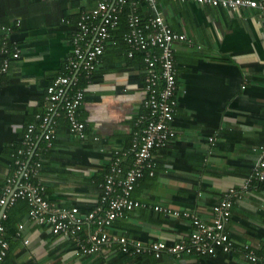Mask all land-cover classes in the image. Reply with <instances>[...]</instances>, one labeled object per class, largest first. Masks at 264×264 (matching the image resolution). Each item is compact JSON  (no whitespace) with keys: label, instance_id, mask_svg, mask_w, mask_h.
<instances>
[{"label":"crops","instance_id":"crops-1","mask_svg":"<svg viewBox=\"0 0 264 264\" xmlns=\"http://www.w3.org/2000/svg\"><path fill=\"white\" fill-rule=\"evenodd\" d=\"M98 1L0 0V45L3 27L20 20L11 37L22 48L21 58L11 60L6 72L0 55V163L12 158L8 152L26 126L37 124L46 89L66 74L78 19ZM139 13L145 20L162 16L176 33L186 35L174 49L177 95H187L184 108L176 110L177 138L154 152L155 173L138 182L133 197L152 207L195 212L209 223L214 207L230 189L240 190L259 159L264 139V14L175 0L144 1ZM127 15L128 10L119 29ZM118 28L114 38L126 33ZM141 63L129 59L127 46L108 43L98 66L105 73L103 80L87 89L80 109L88 131L85 140L64 129V112L57 110L56 148L47 161L52 172L41 176L51 203L78 207L82 213L95 208L113 153L130 148L135 118L146 99L144 60ZM82 144L90 148L82 151ZM13 174L0 167V196ZM240 192L226 226L235 249L219 252L218 258L129 257L110 248L79 256L69 240L34 224L18 206L7 210L8 215L12 211L5 222L9 252L2 264H251L245 258L246 245L258 256L264 253V182ZM192 229L188 220L141 208L116 220L111 232L174 244L188 241ZM92 230L86 226L84 235Z\"/></svg>","mask_w":264,"mask_h":264},{"label":"built area","instance_id":"built-area-1","mask_svg":"<svg viewBox=\"0 0 264 264\" xmlns=\"http://www.w3.org/2000/svg\"><path fill=\"white\" fill-rule=\"evenodd\" d=\"M144 1L154 4L156 0H99L95 8L80 15L73 37V49L65 66L66 74L58 77L46 89L44 108L37 115L39 124L27 127L23 149L20 151L23 158L17 161L18 170L15 176L7 179L4 193L0 196V264L9 252V243L5 238V222L9 219L7 210L19 199L27 201L28 216L34 224L46 226L53 235L69 240L79 256L96 255L105 248L116 249L129 257L152 255L156 259L163 258L165 254L177 257L183 254L216 256L219 251H234L235 245L226 232V226L231 220L233 200L238 193L248 190L254 183L264 182V139L259 148V159L250 175L245 178L240 190L232 188L227 191L223 200L214 207V217L209 223L204 222L195 212L152 207L133 197L135 186L145 172L149 170L150 175H154L151 161L153 151L165 147L172 138H176L174 122L178 83L174 46L187 39L186 35L176 33L162 16L145 20L139 13V5ZM175 1L230 11L251 8L264 14V0ZM126 10L128 30L123 40L128 48V57L133 58L141 53L145 64L146 99L141 113L135 119L131 147L114 151L94 210L82 213L78 207L57 206L45 197L46 188L39 178L42 156L53 148L57 136L54 116L62 108L69 133L79 140L86 139V124L81 120L80 109L87 89L94 84L89 83L86 89L77 88L78 76L80 72H85V77L89 79L99 66L108 43L113 41V44H117L112 40V32L118 28ZM19 27L20 20L13 27H3L0 54L4 72L10 68L11 60L21 58L22 48L11 37ZM38 129L42 131L39 142ZM41 141L44 142L42 148L39 147ZM141 208H152L165 216L190 221L193 229L189 240L174 244L164 241L145 242L111 232L116 220L124 217L127 212ZM86 226L93 228L87 236L84 235ZM244 250L249 263L264 264V253L258 256L248 245Z\"/></svg>","mask_w":264,"mask_h":264},{"label":"trees","instance_id":"trees-1","mask_svg":"<svg viewBox=\"0 0 264 264\" xmlns=\"http://www.w3.org/2000/svg\"><path fill=\"white\" fill-rule=\"evenodd\" d=\"M120 27V26H119ZM119 29V28H118ZM123 30V32H127V30H128V26H127V23L126 22H123L122 24H121V29H119V31H122ZM116 31H113L112 32V40H115L116 42H117V44H113V45H118V44H120V45H124V46H127L126 45V43L124 42V40L122 39V37L120 36L119 38L118 37H116V38H114V33H115ZM118 40V41H117ZM1 55V54H0ZM141 53H137L133 58H129L133 63L135 62V61H139L140 63L142 62L143 63V60H144V57H143V59H142V57H141ZM143 56V55H142ZM141 63V64H142ZM106 72V71H105ZM104 71L103 72H99L98 71V67H97V69H95L94 71H93V73H92V75L89 77V79H87L86 77H85V72H80L79 73V76H78V82H77V85H76V87L77 88H81V89H86L87 87H88V85H89V83H91V84H96V83H100L102 80H103V76H104ZM145 74V73H144ZM143 81H144V83H145V75H144V78H143ZM72 89H75V87H72ZM188 93V92H187ZM187 95V94H186ZM186 95H177V102H178V105H177V108H176V110H181V109H183L184 108V106H185V102H186ZM37 119V118H36ZM136 119V118H135ZM65 120H66V118H65ZM83 121H85L84 119H82ZM36 123L37 124H39V121L37 120L36 121ZM175 125L177 124V116H176V113H175ZM66 125H65V130L66 131H68L69 132V127H68V122H67V120H66V123H65ZM27 127L28 126H26V128L24 129V131H23V133H22V135L20 136V140H19V142L17 143V144H15V146L10 150V152H8L11 156H12V158L11 159H7V160H4L2 163H0V167L2 166V167H4V168H9L10 169V172L13 174L12 175V177L13 176H15V174H16V172H17V170H18V165H17V161L19 160V159H21V158H23V155L22 154H20V151L23 149V146H22V143H23V139H24V135H25V132H26V130H27ZM86 131H87V129H86ZM134 131H135V127H134ZM88 132V131H87ZM134 133V132H133ZM37 134L39 135L38 136V139H37V142H39L40 141V137H41V135H42V131L41 130H37ZM176 138H177V133H176V136H175ZM132 138H133V134H132ZM176 138H172L171 139V141L165 146V147H163V148H158V149H155L154 151H153V155H154V152L155 151H159V150H162V149H164V148H166L171 142H173ZM43 144H44V142L43 141H41L40 142V148H42L43 147ZM56 146V139L54 140V146H53V148L51 149V150H49L48 152H44V154H43V156H42V161H41V167H40V170H39V178H41V176L43 175V174H49L50 172H52V170H51V168H50V166H47V161L48 160H50L51 159V157H52V154L54 153V149L56 148L55 147ZM131 147V146H130ZM86 148H90V146L88 145H81V148H80V150H82L83 151V149H86ZM36 161V158H34V160H33V162H35ZM152 165H153V168H152V170L154 171V169H155V166H154V163H153V158H152ZM32 162V163H33ZM155 173V172H154ZM147 174H150V171L149 170H147L146 172H145V174L143 175V177L141 178V179H143L144 177H145V175H147ZM105 178V177H104ZM140 179V180H141ZM140 180H138V182L140 181ZM138 182H137V184H138ZM137 184H136V186H137ZM136 186H135V189H136ZM135 191V190H134ZM133 194H134V192H133ZM21 207V209H22V211L23 212H25V211H28L29 212V206H28V203H27V201L26 200H23V199H19L16 203H15V205L13 206V208H16V207ZM94 210V209H93ZM11 212L12 211H10L9 212V217H11L12 216V214H11ZM232 218V217H231ZM10 220V219H9ZM12 222V221H11ZM8 225V224H7ZM73 249H74V247H72ZM219 252H222V251H219ZM217 253V255L216 256H205V258H209V259H214V258H218L219 256H220V253ZM224 253V252H223ZM232 253V252H231ZM224 254H230V253H224ZM152 256V255H151ZM139 257H141V256H139Z\"/></svg>","mask_w":264,"mask_h":264},{"label":"bare ground","instance_id":"bare-ground-1","mask_svg":"<svg viewBox=\"0 0 264 264\" xmlns=\"http://www.w3.org/2000/svg\"><path fill=\"white\" fill-rule=\"evenodd\" d=\"M233 210V209H232Z\"/></svg>","mask_w":264,"mask_h":264}]
</instances>
